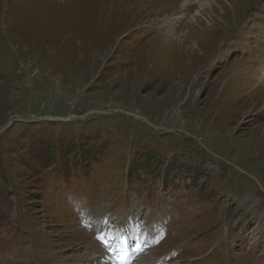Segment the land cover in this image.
<instances>
[{
	"label": "rangeland",
	"instance_id": "obj_1",
	"mask_svg": "<svg viewBox=\"0 0 264 264\" xmlns=\"http://www.w3.org/2000/svg\"><path fill=\"white\" fill-rule=\"evenodd\" d=\"M263 67L264 0H0V264H264Z\"/></svg>",
	"mask_w": 264,
	"mask_h": 264
},
{
	"label": "bare ground",
	"instance_id": "obj_2",
	"mask_svg": "<svg viewBox=\"0 0 264 264\" xmlns=\"http://www.w3.org/2000/svg\"><path fill=\"white\" fill-rule=\"evenodd\" d=\"M204 5L207 6V3L202 4V6H204ZM263 74H264V67L262 69L260 68L259 72H256V74H255L258 81H260ZM262 86H264V81L262 83ZM48 117L50 118V120H59L60 119L59 116H57V117L56 116H48ZM103 227H102V229H103L102 234L98 235V237L103 235L105 238L110 239V234H109L110 231L106 232ZM253 233H255L254 230H253ZM144 235H146V234H144ZM127 239L128 238L118 239L119 244H116V247H117L119 253L114 254L113 256H118V257L120 256V258L116 261L115 264H119V261L123 260L126 257V255H129L127 253H132L134 256L130 257L129 260H127L126 262H124L122 264H154V263L157 264L159 262H161V264L166 263L163 260H159V259L154 260L153 257H146L148 251L144 250L143 247L146 245L145 243H146V240H148V238L144 239V236L142 234L140 236H135L133 238V241H135L133 244L130 242L131 240L127 241ZM141 245H142V250L138 254V251L140 250ZM105 246H102V248H100L101 246L98 245V247H96L97 248V250H96L97 254L96 255L101 256L102 260L104 261V263L102 262L103 264H110L109 259H110L111 255L110 254L108 255L109 247L108 246L105 247ZM102 249H103V251H102ZM104 251H107V252H104ZM107 255H108V257H107ZM91 259H93V257ZM91 259H86V263L87 264L88 263L94 264L96 260H93L92 262H90ZM97 264H99V262H97Z\"/></svg>",
	"mask_w": 264,
	"mask_h": 264
},
{
	"label": "snow or ice",
	"instance_id": "obj_3",
	"mask_svg": "<svg viewBox=\"0 0 264 264\" xmlns=\"http://www.w3.org/2000/svg\"><path fill=\"white\" fill-rule=\"evenodd\" d=\"M98 239H102V237H98Z\"/></svg>",
	"mask_w": 264,
	"mask_h": 264
}]
</instances>
